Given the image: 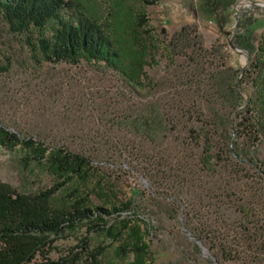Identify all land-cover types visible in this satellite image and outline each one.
<instances>
[{
	"label": "rangeland",
	"instance_id": "obj_1",
	"mask_svg": "<svg viewBox=\"0 0 264 264\" xmlns=\"http://www.w3.org/2000/svg\"><path fill=\"white\" fill-rule=\"evenodd\" d=\"M84 1L101 20H122L118 36L145 53L138 81L102 61L38 62L0 15V125L90 160L57 199L76 189L91 204L130 201L114 220L118 235L89 234L107 264H134V251L119 249L136 241L126 219L145 245L137 264H264V137L241 132L251 85L236 79L248 59L240 43L253 47L264 28V0ZM181 25L187 37L175 36ZM233 76L241 97L232 108ZM228 144L247 158L234 161ZM31 147L0 144V180L23 190L56 180L35 159L23 165ZM204 147L213 156L202 162ZM81 234L54 239L48 256Z\"/></svg>",
	"mask_w": 264,
	"mask_h": 264
},
{
	"label": "trees",
	"instance_id": "obj_2",
	"mask_svg": "<svg viewBox=\"0 0 264 264\" xmlns=\"http://www.w3.org/2000/svg\"><path fill=\"white\" fill-rule=\"evenodd\" d=\"M142 1L152 3L155 0ZM88 6L84 0H0V15L11 30L21 35L38 62L102 61L123 75L125 81H138L145 53L128 36L121 32L118 36L115 29L124 28L122 20H101L99 15L88 10ZM143 20L142 14H138L135 24L141 25ZM186 29V25H181L175 36L184 34L187 37ZM240 40L238 37L236 43ZM240 45L246 49L248 59L240 69V75L233 76L227 83L231 98L229 105L233 108L241 97L236 79L246 78L251 92L243 100L246 106L240 114L241 132L246 137H264V28L253 47L247 43ZM223 70L227 74H223V79H226L230 74L227 72L229 67L223 66ZM16 143L32 146L33 153L27 151L20 157L24 166L30 159H35L38 164L45 165L56 180L36 190L19 189L0 180V264H107L101 258L105 245H90L89 234L118 235L120 228H115L114 220L130 207V201L111 206L91 204L86 195L78 194L76 189L57 199L55 196L60 186L74 175L84 176L90 160L61 146H40L34 139L20 137L0 125V144L13 146ZM224 150L236 162L238 158H247L244 151L231 144ZM208 152L205 147L201 151L202 162L212 158L213 154ZM128 222V219L124 220L122 227L130 229L136 241L127 247L119 246V249L134 251L133 262L137 264L145 245L140 241L139 226ZM78 230L82 234L79 237L74 235V244L55 258L48 256L50 248L54 247V239Z\"/></svg>",
	"mask_w": 264,
	"mask_h": 264
}]
</instances>
